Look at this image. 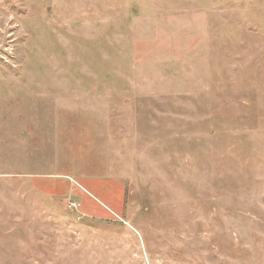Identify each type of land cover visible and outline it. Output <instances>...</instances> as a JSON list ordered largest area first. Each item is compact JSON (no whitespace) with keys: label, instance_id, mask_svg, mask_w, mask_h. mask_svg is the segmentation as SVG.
Returning <instances> with one entry per match:
<instances>
[{"label":"rangeland","instance_id":"obj_1","mask_svg":"<svg viewBox=\"0 0 264 264\" xmlns=\"http://www.w3.org/2000/svg\"><path fill=\"white\" fill-rule=\"evenodd\" d=\"M0 264H264V0H0Z\"/></svg>","mask_w":264,"mask_h":264},{"label":"built area","instance_id":"obj_2","mask_svg":"<svg viewBox=\"0 0 264 264\" xmlns=\"http://www.w3.org/2000/svg\"><path fill=\"white\" fill-rule=\"evenodd\" d=\"M73 206H75V204L73 203Z\"/></svg>","mask_w":264,"mask_h":264}]
</instances>
